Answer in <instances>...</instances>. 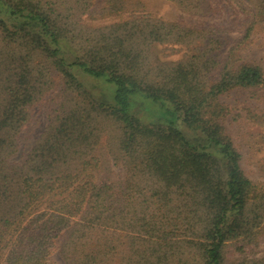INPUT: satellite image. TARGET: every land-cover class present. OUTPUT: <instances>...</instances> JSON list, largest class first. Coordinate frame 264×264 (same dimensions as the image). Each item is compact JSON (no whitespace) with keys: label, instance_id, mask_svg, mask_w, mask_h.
Masks as SVG:
<instances>
[{"label":"trees","instance_id":"trees-1","mask_svg":"<svg viewBox=\"0 0 264 264\" xmlns=\"http://www.w3.org/2000/svg\"><path fill=\"white\" fill-rule=\"evenodd\" d=\"M103 1L120 11L122 0ZM168 1L215 14L211 0ZM238 4L244 36L230 47L214 29L143 14L80 45L53 3L0 0V264H58L52 254L63 232V264H112L118 253L116 264H225L228 244L255 243L264 233V186L241 168L220 97L264 85L263 68L238 53L264 23V0ZM159 45L180 58L152 57ZM50 73L75 100L27 158L12 163L15 136ZM80 77L100 83L99 91ZM252 119L264 131V113ZM106 123L118 130L119 184L98 182L95 173ZM238 264H264V253Z\"/></svg>","mask_w":264,"mask_h":264},{"label":"rangeland","instance_id":"rangeland-1","mask_svg":"<svg viewBox=\"0 0 264 264\" xmlns=\"http://www.w3.org/2000/svg\"><path fill=\"white\" fill-rule=\"evenodd\" d=\"M53 3L63 15L67 16L80 45L89 40H96L108 27L132 15H147L150 20H162L176 23L183 28L214 29V34L221 40L225 39L230 47L232 42L244 36L243 19L245 14L238 4L239 0H211L215 14L197 15L180 11L168 0H122L118 2L120 11L110 12L103 0H43ZM230 3V4H229ZM213 31V30H212ZM226 45L220 47L225 50ZM152 56L160 61H173L180 58L181 52L168 46H156ZM241 60L258 63L264 70V23L254 25L248 39L238 48ZM49 88L32 103L27 124L15 136L13 154L9 161L21 164L32 148L41 138L46 126L52 119L69 108L75 97L68 90L61 77L53 73ZM85 87L98 92L100 83L80 77ZM229 113L223 120L227 134L231 137L236 149L241 155L240 165L244 174L258 187L264 186V131L253 121L252 116L264 113V85L254 89H237L220 97ZM102 134L94 154L98 157V168L95 170L98 182L119 184L124 182L122 163L116 159L115 139L118 130L113 125H103ZM115 158V159H114ZM134 182V181H132ZM69 234L63 232L58 238L57 250L52 258L63 264L61 243ZM258 242V243H257ZM257 243V245H256ZM243 242L228 244L225 250V264H238L243 259L257 257L264 253V233L258 236L255 243L239 249ZM120 252V251H118ZM118 253L112 264L120 263Z\"/></svg>","mask_w":264,"mask_h":264}]
</instances>
